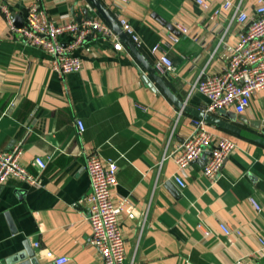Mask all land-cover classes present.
Listing matches in <instances>:
<instances>
[{"label": "crops", "instance_id": "0c3cea01", "mask_svg": "<svg viewBox=\"0 0 264 264\" xmlns=\"http://www.w3.org/2000/svg\"><path fill=\"white\" fill-rule=\"evenodd\" d=\"M101 1L118 23L122 16L133 26L142 41L138 48L154 69L166 52L173 71H156L167 89L122 40L125 49L116 51L114 41L101 34L88 38L90 52L78 50L82 69L61 76L52 70L51 56L26 44L0 12V149L21 144V162L35 175L34 159L48 160L41 187L17 181L0 186V259L24 251L23 243L29 241L41 264H55L47 250L68 257L66 264H104L91 244L84 202L92 191L86 159L97 150L120 167L114 202L130 199L119 217L126 264H263L264 143L209 124L216 137H231L238 145L217 180L204 176L206 160L200 159L182 174L186 186L180 188L174 160L160 165L166 148L174 153L192 132L196 117L185 106L202 112L208 108L205 96L190 97L197 78L204 69L215 73L226 65L221 52L210 61L226 23L225 17L218 22L210 17L225 0H205L208 10L196 0ZM257 1L245 0L249 13ZM9 2L15 19L22 21L34 2L57 22L104 20L96 9L85 14L89 0ZM171 35L180 40L173 43ZM71 39L62 37L64 44ZM158 44L161 50L154 55L151 50ZM211 115L263 140L264 126L253 124H264V90L242 114L232 109ZM78 120L85 126L82 133ZM128 212L136 216L129 218ZM220 225L231 232L223 233Z\"/></svg>", "mask_w": 264, "mask_h": 264}, {"label": "built area", "instance_id": "2783aa9c", "mask_svg": "<svg viewBox=\"0 0 264 264\" xmlns=\"http://www.w3.org/2000/svg\"><path fill=\"white\" fill-rule=\"evenodd\" d=\"M196 1L205 10L210 9L207 1ZM94 10L93 5L87 4V13ZM248 10L245 0L237 2L225 0L210 17V20L214 22H218L219 19L221 21L225 17V27L218 37V45L212 52L210 61L221 52V58L225 60L226 65L223 70L215 73L206 72L207 70L204 69L190 91V97L194 93H199L209 100L208 108L204 111L206 114L232 109L236 114H242L254 95L264 90V0H258L251 13ZM0 12L5 15L11 31L17 33L26 44L41 48L51 56V68L61 76L76 73L82 69V57L78 50L91 51L87 40L93 34L111 38L116 51L125 49L120 36L100 18L88 17L81 21L70 19L57 22L40 7L38 2H34L27 8L22 26L19 27L15 23L9 0H0ZM119 25L137 47L142 45L139 35L126 18L120 16ZM179 28L187 33V28L181 25ZM65 35L72 37L67 44L62 41ZM231 36L235 39L231 40ZM170 40L176 43L180 39L171 35ZM158 50H161L160 44L154 46L151 53L155 55ZM155 69L161 74L173 71L174 63L168 58L166 52L156 60ZM182 112L183 110L179 114L181 115ZM78 127L80 133L84 132L83 121L78 120ZM237 147L233 138L216 137L210 130L209 123L196 118L193 120L191 134L174 153L169 155L166 148L160 165L163 164V160L172 158L180 171V176L174 177L175 181L180 188H184L186 182L182 174L207 153L203 174L210 181H215L219 178L227 159ZM22 155L21 144L10 150L0 149V186L17 181L30 187H41V175L48 166V160L41 156L34 159L33 164L37 168V175H35L21 162ZM119 168L116 159H106L97 150L87 155L86 169L92 191L84 202L89 212L91 244L100 253L104 264H126L127 261L125 238L119 217L127 211L130 199L124 197L115 203L112 197V191L118 184ZM251 201L257 210H261L255 200ZM128 216L134 218L136 215L128 212ZM220 228L225 234L231 232L225 225H220ZM208 233L209 231H205V234ZM260 243L259 254L264 256V240L261 239ZM34 246L39 248L40 245L35 243ZM46 255L54 259L55 264H66L69 260L65 256L56 257L50 250L46 251ZM242 263V260H239L235 264Z\"/></svg>", "mask_w": 264, "mask_h": 264}, {"label": "water", "instance_id": "95a60500", "mask_svg": "<svg viewBox=\"0 0 264 264\" xmlns=\"http://www.w3.org/2000/svg\"><path fill=\"white\" fill-rule=\"evenodd\" d=\"M89 2L93 5V7L98 11V13L103 17V19L113 28V30L120 36L121 40L129 47V49L132 51V53L137 57V59L144 65V67L147 69V71L150 73L151 77L154 79L157 84L163 88L167 89V86L165 84L164 79L158 75L156 69H154L146 60L145 56L141 54L139 48L137 45L132 41V39L122 30L119 23L114 19V17L111 15L109 10L105 7V5L102 3L101 0H89ZM87 15V11L85 12ZM79 21H81V17L79 18ZM15 23L17 26H22V19L16 18ZM147 81L151 84V81L147 79ZM185 111L191 113L194 117L197 119H203L207 123L215 125L221 129H224L232 134L242 135V136H248L256 139L257 141L264 143V139H260L257 137L254 133H251L249 131H246L236 125H233L231 123H227L215 116H212L211 114H206L205 112L190 108L185 106ZM235 117V116H233ZM235 120V118H233ZM256 128H261V125L264 126V124H261L260 122L258 124H253ZM264 133V128L261 129ZM206 154H204L201 158V160L206 159ZM24 251H20L16 254H12L9 257H6L5 259H0V264H41L35 257V251L31 247V244L29 241H25L23 243Z\"/></svg>", "mask_w": 264, "mask_h": 264}]
</instances>
